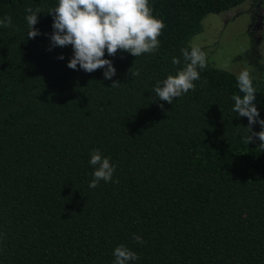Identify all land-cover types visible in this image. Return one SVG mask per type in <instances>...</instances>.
<instances>
[{"label": "trees", "instance_id": "obj_1", "mask_svg": "<svg viewBox=\"0 0 264 264\" xmlns=\"http://www.w3.org/2000/svg\"><path fill=\"white\" fill-rule=\"evenodd\" d=\"M56 2L0 0L12 21L0 26V264H113L119 245L134 264H264V152L232 111L237 73L208 58L195 91L172 104L152 91L209 14L245 0H149L165 23L160 47L105 52L112 80L68 68L70 45L49 50ZM27 7L43 11L34 39ZM253 85L264 119V77ZM95 150L118 183L89 188Z\"/></svg>", "mask_w": 264, "mask_h": 264}, {"label": "clouds", "instance_id": "obj_2", "mask_svg": "<svg viewBox=\"0 0 264 264\" xmlns=\"http://www.w3.org/2000/svg\"><path fill=\"white\" fill-rule=\"evenodd\" d=\"M25 20L28 27L27 38L41 35L35 27L38 23V13H43L39 7H27ZM47 14L53 17V32L49 35V50L55 47L71 46L72 56L67 67L86 73L103 69V77L112 80L116 75V68L112 60L105 58L116 56L118 51L131 54L134 57L152 54L160 47L159 37L163 34L165 23L153 14L149 0H57L54 7L49 8ZM0 26L11 27L10 16L0 18ZM183 66L180 58L173 57L171 63L177 66L175 74H169L164 80L156 81L152 91L156 101L172 104L174 99L189 92L195 91L194 81L200 79V71L207 68V54L195 45L181 48ZM58 59H64L61 54ZM130 72V69H129ZM131 76H139V70L130 72ZM239 92L242 95H233L232 111L238 117H246L249 134L245 136V143L259 140L257 146L264 152V119L260 118L256 100V88L253 85V76L248 68H243L236 75ZM119 81L113 80L111 87L119 86ZM161 110L163 103L159 104ZM166 111V110H165ZM260 125L259 131L253 130V125ZM256 146V147H257ZM89 164L93 167V178L89 188H96L100 181H113L115 166L107 157L102 156L99 150L91 153ZM133 240L139 244L144 241L133 234ZM113 264H134L139 259L136 252L124 245L113 250Z\"/></svg>", "mask_w": 264, "mask_h": 264}, {"label": "rangeland", "instance_id": "obj_3", "mask_svg": "<svg viewBox=\"0 0 264 264\" xmlns=\"http://www.w3.org/2000/svg\"><path fill=\"white\" fill-rule=\"evenodd\" d=\"M255 3V0H245L236 7L239 9L209 14L204 20L203 32L194 38L193 45L219 67L237 74L248 68L252 76L262 78L264 14L259 18L253 13L251 5Z\"/></svg>", "mask_w": 264, "mask_h": 264}, {"label": "flooded vegetation", "instance_id": "obj_4", "mask_svg": "<svg viewBox=\"0 0 264 264\" xmlns=\"http://www.w3.org/2000/svg\"><path fill=\"white\" fill-rule=\"evenodd\" d=\"M257 3L252 4L251 5V9L253 11V13L258 16L259 18H261V16L264 14V12H262V10H264L263 5H264V0H255ZM253 2V0H252ZM233 9H239V8H233ZM232 9V10H233Z\"/></svg>", "mask_w": 264, "mask_h": 264}]
</instances>
